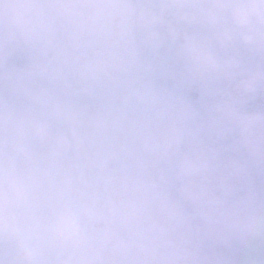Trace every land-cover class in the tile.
I'll return each mask as SVG.
<instances>
[{
	"label": "clouds",
	"instance_id": "1",
	"mask_svg": "<svg viewBox=\"0 0 264 264\" xmlns=\"http://www.w3.org/2000/svg\"><path fill=\"white\" fill-rule=\"evenodd\" d=\"M0 264H264V0H0Z\"/></svg>",
	"mask_w": 264,
	"mask_h": 264
}]
</instances>
